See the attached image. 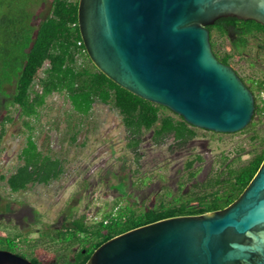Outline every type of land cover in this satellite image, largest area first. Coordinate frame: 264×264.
I'll use <instances>...</instances> for the list:
<instances>
[{"label":"water","instance_id":"1","mask_svg":"<svg viewBox=\"0 0 264 264\" xmlns=\"http://www.w3.org/2000/svg\"><path fill=\"white\" fill-rule=\"evenodd\" d=\"M224 17L264 25V0H79L80 34L93 64L122 88L188 124L232 134L256 99L215 55L208 25ZM0 264H34L0 249ZM86 264H264V161L224 209L175 216L117 235Z\"/></svg>","mask_w":264,"mask_h":264},{"label":"trees","instance_id":"2","mask_svg":"<svg viewBox=\"0 0 264 264\" xmlns=\"http://www.w3.org/2000/svg\"><path fill=\"white\" fill-rule=\"evenodd\" d=\"M40 1L44 2L0 0V140L6 122L13 121L10 107L15 106L20 111V118L38 119L41 109L54 94L63 95L71 105L72 115L80 119L88 118L96 103L116 109L128 133V147L134 151L148 131H152L158 143L173 136L180 146L197 137L199 129L181 116L122 88L93 64L79 30V0H51L49 13L44 18H36L34 6ZM207 28L215 55L227 65H232L235 57L248 59L252 42L264 48V25L254 20L224 17ZM41 65L44 68L40 77H34ZM249 65L254 67L251 61ZM236 71L242 79H250L260 94L264 76L258 77L253 71V76L245 77ZM255 99V114L251 123L240 131L242 133L251 131L257 119L264 118V107L259 98ZM25 126L28 135L18 156L21 164L9 177L2 176L12 192L26 191L39 184L49 185L65 172L64 159L39 146L36 128L30 121H25ZM257 138V134L252 137ZM262 141L264 144V137ZM251 154L243 162L240 155L230 161L223 157V167L202 181L196 180L198 170L194 169L195 160H191L186 168L188 182H194L188 189L182 186L172 200L162 199L146 210L115 203V211L104 214L99 220L89 222L85 214L73 217L69 226L42 230L40 238L36 239L21 234L0 235V249L24 257L20 250L30 255L29 249L46 241L56 242L63 252L71 251L73 255H59L55 264H86L101 244L126 231L170 217L200 215L226 208L242 194L264 161V150H254ZM32 258L34 264H46L37 257Z\"/></svg>","mask_w":264,"mask_h":264},{"label":"rangeland","instance_id":"3","mask_svg":"<svg viewBox=\"0 0 264 264\" xmlns=\"http://www.w3.org/2000/svg\"><path fill=\"white\" fill-rule=\"evenodd\" d=\"M50 2L40 1L33 12L40 10V18H44L50 11ZM249 51L248 59L235 57L231 66L245 77L253 76V71L263 77V46L252 42ZM43 68L44 65L39 66L34 77L39 78ZM243 81L258 99L259 93L251 80L243 78ZM9 111L13 121L6 122L0 140V235L21 234L36 239L40 238L42 230L69 226L73 217L85 214L89 222L99 220L104 214L115 211L116 201L133 198L126 192L124 181L115 174L128 177L129 189L137 178L150 177L138 193L139 200L144 197L142 210H146L162 199L171 200L169 193L175 192L174 182L182 175L184 180L188 178L186 165L196 160V156L202 157L194 163V169L198 170L196 180L202 181L223 167V157L230 161L240 155L243 162L254 150H264V118L257 119L256 126L246 133L225 134L199 129L197 137L183 146L173 136L158 143L152 131H148L134 151L128 147L129 137L121 115L108 105L96 103L91 115L80 119L72 115L71 105L63 95L54 94L41 109L38 119L20 118L15 106ZM25 121L35 126V137L41 148L50 149L64 159L65 172L49 185H34L26 191L12 192L2 176L9 177L21 164L18 156L28 135ZM254 134L258 135L256 140L252 139ZM161 175L165 181H161ZM19 252L32 262V257H37L46 264L57 263L59 255H73L71 251L63 252L59 243L47 241L29 249L30 255H25L23 250Z\"/></svg>","mask_w":264,"mask_h":264},{"label":"flooded vegetation","instance_id":"4","mask_svg":"<svg viewBox=\"0 0 264 264\" xmlns=\"http://www.w3.org/2000/svg\"><path fill=\"white\" fill-rule=\"evenodd\" d=\"M34 13H36V18L38 17V18H40V10L39 11H37V12H34ZM196 160H201V159H198V158H202V157H200V156H196ZM195 160V162H197ZM115 176H118L119 178V180L120 181H124V183H125V185H126V192L127 193H129V194H132V196H133V198H127L125 201H122V202H118V201H116L115 203H119L120 205H122V204H128V205H130V206H133L136 210H142V207L144 206V197H141L140 198V200H139V197L141 196V195H139L138 193L139 192H141L143 189H141L140 188V186L142 185V186H146L147 185V182H149V178L150 177H144V179L141 177H139V178H137V180H135V181H133V182H131V184H130V186H131V188H133V190H131V188L129 189V185L127 184V180H128V177H126V176H119V175H117V174H115ZM159 178L161 179V181H165V178H164V176L163 175H161V176H159ZM184 177H183V175L182 176H179L178 177V180H176L174 183H176V186H175V192L173 193V192H170L169 194L172 196V198H171V200L175 197V196H177L178 195V192H179V189L182 187V186H184L185 187V189H188L189 188V186L192 184V183H189L188 182V178L187 179H183ZM194 182V181H193ZM40 185V184H39ZM114 188V187H113ZM118 192V191H117ZM118 195H119V192H118ZM174 196V197H173ZM118 197H120V196H118ZM117 197V198H118Z\"/></svg>","mask_w":264,"mask_h":264},{"label":"built area","instance_id":"5","mask_svg":"<svg viewBox=\"0 0 264 264\" xmlns=\"http://www.w3.org/2000/svg\"><path fill=\"white\" fill-rule=\"evenodd\" d=\"M259 102L264 107V87L262 88V90L259 94Z\"/></svg>","mask_w":264,"mask_h":264}]
</instances>
